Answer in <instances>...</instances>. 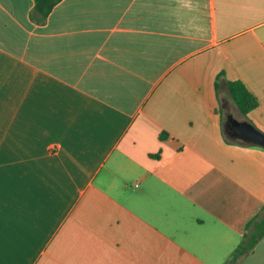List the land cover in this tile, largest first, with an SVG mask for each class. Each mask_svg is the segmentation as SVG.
I'll return each mask as SVG.
<instances>
[{
  "label": "crops",
  "instance_id": "obj_1",
  "mask_svg": "<svg viewBox=\"0 0 264 264\" xmlns=\"http://www.w3.org/2000/svg\"><path fill=\"white\" fill-rule=\"evenodd\" d=\"M233 121L264 133V0H0V264H225L264 206Z\"/></svg>",
  "mask_w": 264,
  "mask_h": 264
},
{
  "label": "trees",
  "instance_id": "obj_2",
  "mask_svg": "<svg viewBox=\"0 0 264 264\" xmlns=\"http://www.w3.org/2000/svg\"><path fill=\"white\" fill-rule=\"evenodd\" d=\"M59 0H34V11L41 19H44L51 11L52 7ZM228 91L240 111L247 115L258 108L257 98L240 80H231L228 82ZM264 236V206L261 211L247 224V233L241 242L231 253V257L225 264H234L236 259L248 253L255 243Z\"/></svg>",
  "mask_w": 264,
  "mask_h": 264
},
{
  "label": "water",
  "instance_id": "obj_3",
  "mask_svg": "<svg viewBox=\"0 0 264 264\" xmlns=\"http://www.w3.org/2000/svg\"><path fill=\"white\" fill-rule=\"evenodd\" d=\"M234 136L249 143L264 147V133L246 121H233Z\"/></svg>",
  "mask_w": 264,
  "mask_h": 264
},
{
  "label": "flooded vegetation",
  "instance_id": "obj_4",
  "mask_svg": "<svg viewBox=\"0 0 264 264\" xmlns=\"http://www.w3.org/2000/svg\"><path fill=\"white\" fill-rule=\"evenodd\" d=\"M226 129H227V132L230 134V135H234V132H233V125L232 123H227L226 124Z\"/></svg>",
  "mask_w": 264,
  "mask_h": 264
},
{
  "label": "rangeland",
  "instance_id": "obj_5",
  "mask_svg": "<svg viewBox=\"0 0 264 264\" xmlns=\"http://www.w3.org/2000/svg\"><path fill=\"white\" fill-rule=\"evenodd\" d=\"M259 151L264 155V148L259 149Z\"/></svg>",
  "mask_w": 264,
  "mask_h": 264
}]
</instances>
